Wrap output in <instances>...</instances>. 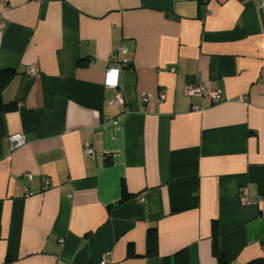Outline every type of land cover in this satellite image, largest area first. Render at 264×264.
Returning <instances> with one entry per match:
<instances>
[{"label":"crops","instance_id":"crops-1","mask_svg":"<svg viewBox=\"0 0 264 264\" xmlns=\"http://www.w3.org/2000/svg\"><path fill=\"white\" fill-rule=\"evenodd\" d=\"M119 45L122 104L106 87ZM4 68L0 264H163L184 248L218 264L213 222L225 264L264 260L260 0H0ZM194 81L221 100L184 95Z\"/></svg>","mask_w":264,"mask_h":264},{"label":"built area","instance_id":"built-area-1","mask_svg":"<svg viewBox=\"0 0 264 264\" xmlns=\"http://www.w3.org/2000/svg\"><path fill=\"white\" fill-rule=\"evenodd\" d=\"M7 0H4L6 2ZM262 6H264V0H260ZM126 53V49L123 45L117 46L114 51L110 54L108 58L107 68H106V87L110 88L114 91V98L113 102L122 104L124 102L122 92L120 90V70L122 66L128 65V59L123 57V55ZM28 73L34 74V68L31 66H28L26 68ZM183 93L186 96H208L212 103H217L221 100V91L219 89H208L202 82L200 81H194V82H186L183 86ZM148 96L144 95L143 100H147ZM158 99L160 102H162L165 99V94L163 91H158ZM202 108L201 104L194 103L192 105L193 110H199ZM111 123H117V119H112L110 121ZM24 143V136L21 133L12 134L9 136V149L10 151L17 148L18 146L22 145ZM83 153L85 155H93L94 154V148L90 143H87L84 145ZM24 178H31V175L29 173L23 174ZM50 181L49 179H44L42 184V189H45L49 186ZM25 194H28L29 191L25 187L24 188ZM254 197H248L245 195H240V202L242 204L254 202ZM60 242H63V239H59ZM101 264H112L111 260L108 256H104L102 259Z\"/></svg>","mask_w":264,"mask_h":264},{"label":"trees","instance_id":"trees-1","mask_svg":"<svg viewBox=\"0 0 264 264\" xmlns=\"http://www.w3.org/2000/svg\"><path fill=\"white\" fill-rule=\"evenodd\" d=\"M14 73V69L12 68L0 69V111L11 109L14 107L13 103H5L1 99L2 89L4 88L6 83L12 78ZM127 197L128 194L124 193L118 203L123 202ZM211 238V247L213 255L216 257L218 264H225L227 261L226 254L220 246L219 235L217 232L216 224L214 222L212 223ZM147 247L148 251H153L156 247V233L154 230H151L148 234ZM173 256V261H170L169 257H164L163 264H189V257L186 248L177 251L176 253H174ZM243 264H264V260H262L261 258H255Z\"/></svg>","mask_w":264,"mask_h":264}]
</instances>
